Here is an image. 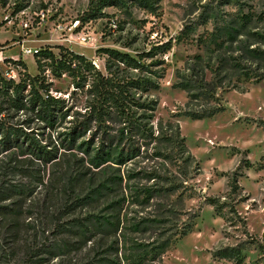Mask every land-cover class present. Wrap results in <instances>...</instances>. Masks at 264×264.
Returning <instances> with one entry per match:
<instances>
[{
	"label": "rangeland",
	"instance_id": "rangeland-1",
	"mask_svg": "<svg viewBox=\"0 0 264 264\" xmlns=\"http://www.w3.org/2000/svg\"><path fill=\"white\" fill-rule=\"evenodd\" d=\"M99 2L0 0V71H14L16 82L26 72L37 76L33 52L50 48L58 55L56 48L63 46L86 56L107 74V55L99 50L137 56L154 45L170 43L169 51L154 59L166 63L164 78L151 76L159 90L141 94L143 101L156 102L155 111L139 114L151 117L146 124L155 137L170 136V129L178 126L200 171L195 174L191 164L193 179L169 199L164 189L172 185L166 179L184 182L164 158L172 149L163 141L145 139L135 131L130 136L125 133L121 142V137L117 140L124 161L98 168L78 147L62 149L58 143L85 119L92 98L68 76L56 80L45 68L52 96L66 101V116L52 126L31 111L7 109V121L18 130L19 143L0 157V264H238L214 253L248 240L242 224L229 209L219 214L204 201L218 197L235 206L250 234L264 245V81L256 83L244 76L248 70L264 72V55L250 53L264 51V0H116V5L103 9ZM227 28L233 30L232 36L226 34ZM213 33L219 35L217 40ZM84 39L88 45L82 44ZM238 65L239 71L234 70ZM159 68L153 70L160 72ZM193 72L216 80L224 112L204 120L185 116L188 93L175 85ZM131 75L150 77L137 71ZM108 125L114 136L126 128L122 122ZM96 129L92 127L77 146L86 142L92 150L99 149ZM31 140L56 151L55 159L35 161ZM9 159L15 161L12 166H23L10 172ZM81 159L86 166L84 179L72 193L68 172ZM235 172L241 175V191L226 199ZM103 182L111 191L92 201H77L75 195L84 197ZM7 187L15 190L8 192ZM147 192L154 195L146 200ZM201 205L193 230L175 239L164 255L154 253V248L192 222ZM89 217L110 219L118 229L102 230L95 223L83 235L72 227L75 220L84 223ZM243 255L242 264H264V250L258 245L243 246Z\"/></svg>",
	"mask_w": 264,
	"mask_h": 264
},
{
	"label": "trees",
	"instance_id": "trees-1",
	"mask_svg": "<svg viewBox=\"0 0 264 264\" xmlns=\"http://www.w3.org/2000/svg\"><path fill=\"white\" fill-rule=\"evenodd\" d=\"M116 5V0H101L99 2V9L104 7ZM96 8V11H98ZM226 34L232 36L233 30L226 29ZM214 40H217L218 34H211ZM170 43L164 45L152 46L149 52H143L137 56H132L128 53H123L114 49L99 50L98 53H104L107 55L106 70L107 74L99 71L93 63L84 55L77 54L69 51L63 46H59L56 49L59 50V54H55L52 49L48 48L38 52L35 56V61L38 67L39 75L32 76L29 72L21 78L20 82L8 80L4 77V74L0 71V157L1 155L10 152L13 148H18L19 135L18 130H15L11 124L7 121L8 114L7 109H15L16 111H31L39 117L40 120L49 123L54 126L58 123L59 119H64L66 116L67 104L64 99L56 98L52 96L51 89L52 83L46 78L45 68L51 71L56 80H61L64 76H68L72 79L74 86L82 92H87L89 97L92 98L88 105V115L82 122L76 123L71 128L70 133L65 134V138L61 140L60 147L65 150H81L89 159V164L93 167H101L106 162L124 161V151L120 149L118 145V138L122 141L125 133L130 136L133 131L136 135H143L145 139L153 138L155 141H163L171 146L172 152L167 154L164 158L172 163L173 167L178 170L181 181L184 183L179 185L178 179L170 180L166 179L172 188H165V196L170 199L176 194L179 189L184 188V184L188 183L193 178L190 177L191 164H194L193 171L195 174L199 173L200 166L197 160L190 153L186 140L182 137L180 128L175 127L172 135L166 134L164 138L155 137L146 124V120L151 117L146 115H140V112L153 113L155 111L156 102H145L141 98L143 93H152L159 90L160 85L155 82L152 77L164 78L167 70L166 63L162 60H154L158 57L159 53H166L169 51ZM251 54L264 55V51L251 50ZM152 60L151 63L146 64L145 61ZM48 61V62H47ZM24 65V64H22ZM154 67H161L160 72L153 70ZM234 70L239 71L241 66H233ZM137 71L141 74L150 75L146 76H132L131 72ZM217 70L212 68V73L217 76ZM161 73L162 75L160 76ZM244 76L254 79L256 83L264 81V72L248 70ZM179 78V76H178ZM182 82H178L175 87L188 93L189 110L185 113L187 118L192 120H204L213 118L216 115L225 111L218 97V89L220 86L216 84V80L208 81L206 76H199L196 73H192L189 76H184ZM88 87V90H86ZM200 104L199 108H193V104ZM8 106L9 108H6ZM7 112V113H6ZM6 114L5 117H2ZM113 122H122L126 125L125 130L121 131L119 136H114L111 132V127L108 125ZM171 126V124H170ZM92 127H96L98 131V138L100 141V147L97 150H92L90 143H82L77 146L78 141L88 131L92 130ZM129 130V131H128ZM60 139V138H59ZM29 149L35 152V161H48L54 160L55 154L47 149L46 146H42L39 142L31 140ZM57 150V149H56ZM136 154L135 152L133 153ZM130 156L127 154V158ZM185 157V158H184ZM10 162L6 164L9 171H17L21 164L15 163L14 160L9 159ZM247 167H252L250 162L246 163ZM84 169H86L85 161L83 159L73 163V166L69 170L68 187L73 193L80 181L84 179ZM241 175L238 172L233 174V177L229 183L230 193L224 197L237 195L241 191L239 185V178ZM116 185V182H112ZM15 190L11 187H7L6 191ZM111 191L109 183L103 182L92 188L91 193L86 196L75 195L77 201L87 202L95 200L101 196L103 191ZM162 194V195H164ZM146 200L151 198L153 192H147L145 194ZM72 196V195H71ZM167 199V198H166ZM204 205L213 207L217 213L221 214L225 210L229 209V212L236 216L238 221L244 228V235L248 238L244 243L236 247H226L218 250L214 253V257L221 259H233L238 264H242L245 261L243 255V246H256L261 250H264V245L259 242V238L250 234L247 229V221L241 218L235 206H230L226 200L222 198L210 197L206 198ZM75 204L72 206L74 207ZM203 205L199 206L197 212L191 218L192 222L184 225L179 233L173 239L171 236L168 240L163 242L159 248H154V253L158 255H164L172 245L175 239L186 236L193 230V224L199 217ZM88 224H87V223ZM86 222L75 220L72 227L77 229L83 235L90 232L89 225L95 224L100 229H107L109 227H117L114 223L107 218L91 217L86 219ZM119 226V222H118ZM118 229V227H117ZM60 230V229H59ZM33 257V256H32ZM142 259V258H141Z\"/></svg>",
	"mask_w": 264,
	"mask_h": 264
},
{
	"label": "built area",
	"instance_id": "built-area-1",
	"mask_svg": "<svg viewBox=\"0 0 264 264\" xmlns=\"http://www.w3.org/2000/svg\"><path fill=\"white\" fill-rule=\"evenodd\" d=\"M83 45H88L89 43H87V40L84 39L82 42ZM39 51L35 50V52H33V55L37 54ZM28 54L32 55V51H29ZM4 77L8 80H13L16 81L18 74H16L14 71L9 70L8 72H6L4 74Z\"/></svg>",
	"mask_w": 264,
	"mask_h": 264
},
{
	"label": "crops",
	"instance_id": "crops-1",
	"mask_svg": "<svg viewBox=\"0 0 264 264\" xmlns=\"http://www.w3.org/2000/svg\"><path fill=\"white\" fill-rule=\"evenodd\" d=\"M1 59V58H0ZM0 63H1V61H0ZM1 65V64H0Z\"/></svg>",
	"mask_w": 264,
	"mask_h": 264
}]
</instances>
